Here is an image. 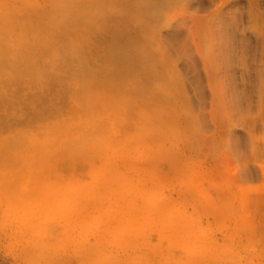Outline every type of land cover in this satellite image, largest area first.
Wrapping results in <instances>:
<instances>
[{
	"label": "rangeland",
	"instance_id": "rangeland-1",
	"mask_svg": "<svg viewBox=\"0 0 264 264\" xmlns=\"http://www.w3.org/2000/svg\"><path fill=\"white\" fill-rule=\"evenodd\" d=\"M232 1L0 0V264H264V0ZM152 203L207 257L120 230Z\"/></svg>",
	"mask_w": 264,
	"mask_h": 264
},
{
	"label": "bare ground",
	"instance_id": "bare-ground-1",
	"mask_svg": "<svg viewBox=\"0 0 264 264\" xmlns=\"http://www.w3.org/2000/svg\"><path fill=\"white\" fill-rule=\"evenodd\" d=\"M191 5H195L197 6L198 9H207V8H213V6L215 5V0H191ZM231 7H234V9L237 11L238 10V2L235 0L231 2ZM174 7V6H173ZM241 7V6H240ZM170 8V7H169ZM258 9V8H257ZM239 11V10H238ZM227 12V11H226ZM223 13V17H222V22L224 23V27L222 29V32H224L223 37H222V45L224 46V49L226 51L227 54V60H228V55L233 51V46L239 47L240 43L237 45L235 44V39H239V35L237 37V35L234 33V25L237 24L239 21L236 19V17L233 14V12H228V13ZM255 12V2L253 0H245V3H243V7L240 8V12H239V18H242L243 20H246V22H248L251 18V14ZM220 13V12H219ZM255 14V13H254ZM222 16V15H221ZM258 17V15H257ZM219 18V17H218ZM238 18V19H239ZM221 19V18H220ZM257 19V18H256ZM255 19V20H256ZM238 21V22H237ZM237 22V23H236ZM261 22V21H260ZM255 23V22H254ZM237 26V25H235ZM237 28V27H235ZM254 33V31H253ZM256 33V32H255ZM168 35V34H167ZM260 34H258L259 36ZM262 40H264V35H262ZM175 39V38H174ZM241 39V38H240ZM244 40V39H243ZM236 46H235V45ZM237 49V48H236ZM262 50V49H260ZM238 51V50H237ZM255 53V52H254ZM257 55V54H256ZM12 56V55H11ZM7 57V56H6ZM13 57V56H12ZM190 57V56H188ZM236 57V56H233ZM232 57V58H233ZM5 58V57H4ZM8 59V57H7ZM10 59V58H9ZM193 59V58H192ZM4 60V59H2ZM11 60V59H10ZM15 60V59H14ZM6 61V67L8 69H13L14 64L12 62L15 61ZM191 59L189 58V61ZM231 57H230V61H231ZM234 62V61H233ZM192 63V62H191ZM191 63L190 62H186V64L188 65V67H191ZM229 63V62H228ZM236 63V61H235ZM170 64V63H169ZM260 64V63H259ZM186 66V65H185ZM187 67V66H186ZM232 67V66H231ZM184 68V67H182ZM259 68H261L259 71L260 76L262 77L263 75V69L264 66H260ZM186 69V68H185ZM233 69V68H232ZM194 70V69H193ZM234 70V69H233ZM232 70L233 74L234 71ZM175 71V70H174ZM190 71V70H187ZM242 70H239V72H241ZM177 72V71H176ZM189 74V73H188ZM242 75V74H241ZM188 76V75H187ZM245 77V76H244ZM243 77V78H244ZM237 78V77H236ZM189 79V78H188ZM191 80V79H190ZM235 80V79H234ZM182 81V80H181ZM236 81V80H235ZM239 81V80H238ZM237 81V82H238ZM182 83V82H181ZM237 85V84H236ZM241 87V84H239ZM243 85V84H242ZM260 85V84H259ZM66 87V86H65ZM245 87V86H243ZM67 88V87H66ZM184 88V87H183ZM182 88V89H183ZM258 88V87H257ZM247 89V88H246ZM241 90V88L239 89ZM260 90V88H259ZM243 91V90H242ZM64 92V91H63ZM246 93V90L243 91ZM68 93V91H67ZM242 94V93H241ZM118 97V96H117ZM243 98V97H242ZM246 98V97H245ZM247 99V98H246ZM68 100V99H67ZM242 101V100H241ZM244 101V100H243ZM248 102V99L245 100ZM125 102V101H124ZM243 104V103H242ZM246 104V103H244ZM248 106V105H247ZM248 109V108H247ZM27 110V109H26ZM46 112V111H45ZM32 116V115H31ZM26 117V116H25ZM195 184V183H194ZM200 192V191H199ZM156 193V192H154ZM143 194L145 195V191H143ZM150 194V193H149ZM158 194V193H157ZM156 194V196H157ZM148 196V194H147ZM150 199V197H149ZM94 209L95 207H97L95 204H92ZM91 206V204H90ZM153 203L150 204L149 209L145 211L140 209V213L137 211V215H135V210L134 208H127V209H133L129 210L127 212L124 213L123 218H121V222H120V230L127 229L128 232L130 233L132 231H134V235L135 238L137 237L138 233L140 234L142 232V225L147 226V228H154V231L158 233L160 239L165 240L169 246L173 247V248H177L179 250H181L183 253L187 254V255H198L199 253L201 254L203 251V254H205V256L208 254L210 249H206V245L204 244V238L205 233L202 232V230L200 228H198V226L196 225L195 220L191 217V216H187L184 215L183 217L181 216L179 220H177V223H173L172 220L170 218H165L164 214L159 213L163 216V218H154L152 216V213L154 212L155 209V204L154 207ZM164 207H167V203L163 204ZM134 207V206H133ZM91 208V207H90ZM139 207H137V210ZM164 211V209H162V212ZM132 212V213H131ZM126 214V215H125ZM107 216H109V219H111V215L110 213H106ZM94 217L97 216L96 214H93ZM151 216V218H150ZM161 217V216H160ZM170 217V216H168ZM90 219H92L90 217ZM108 223H110V220L107 221ZM133 229L130 230L129 229ZM126 233V232H124ZM206 242V241H205ZM210 245H213V243H210ZM209 248V247H208ZM206 249V250H205ZM198 250V251H197ZM212 250V249H211ZM207 257V256H206ZM128 264V263H127Z\"/></svg>",
	"mask_w": 264,
	"mask_h": 264
}]
</instances>
